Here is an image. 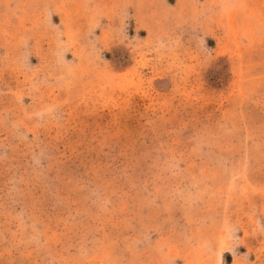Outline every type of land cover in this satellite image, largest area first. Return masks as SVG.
<instances>
[{"label": "rangeland", "instance_id": "374dc122", "mask_svg": "<svg viewBox=\"0 0 264 264\" xmlns=\"http://www.w3.org/2000/svg\"><path fill=\"white\" fill-rule=\"evenodd\" d=\"M0 264H264V0H0Z\"/></svg>", "mask_w": 264, "mask_h": 264}]
</instances>
